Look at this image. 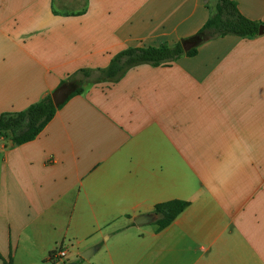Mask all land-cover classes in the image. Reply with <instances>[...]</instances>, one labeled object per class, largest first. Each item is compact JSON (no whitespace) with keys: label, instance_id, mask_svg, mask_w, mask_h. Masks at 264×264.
<instances>
[{"label":"crops","instance_id":"crops-1","mask_svg":"<svg viewBox=\"0 0 264 264\" xmlns=\"http://www.w3.org/2000/svg\"><path fill=\"white\" fill-rule=\"evenodd\" d=\"M55 1L0 0V117L127 47L192 37L217 2ZM234 1L264 23V0ZM175 199L164 229L134 223ZM69 240L98 248L85 264H264V34L88 84L35 139L0 136V260L49 264Z\"/></svg>","mask_w":264,"mask_h":264},{"label":"trees","instance_id":"trees-1","mask_svg":"<svg viewBox=\"0 0 264 264\" xmlns=\"http://www.w3.org/2000/svg\"><path fill=\"white\" fill-rule=\"evenodd\" d=\"M210 10V16L203 27L190 37H201L197 46L185 51L182 45L184 40H182L175 45L163 42L159 45L127 47L116 53L108 66L80 68L62 81L61 85L70 83L73 88L66 102L73 96L84 93L88 84L105 81L117 82L130 69L140 64L169 65L183 56L196 55L198 47L202 43L219 37L227 35L254 37L260 35L259 27L263 22L245 16L234 0H217L215 7H210ZM65 103L56 106L52 99V93H50L20 112L3 114L0 117V136L11 135L17 144L35 139ZM9 116H20L22 120H7ZM188 205V201L179 199L156 204L152 213L156 214L157 219L153 223L158 230L164 229ZM78 262V264H85L86 260L80 258Z\"/></svg>","mask_w":264,"mask_h":264},{"label":"water","instance_id":"water-1","mask_svg":"<svg viewBox=\"0 0 264 264\" xmlns=\"http://www.w3.org/2000/svg\"><path fill=\"white\" fill-rule=\"evenodd\" d=\"M259 33L264 34V23H262L259 27ZM201 41V37L195 38H188L185 39L182 43L183 48L185 51L190 50L191 48L197 46ZM73 88L70 83H66L64 85L59 86L52 92V99L56 106H60L61 104L65 103L68 97L71 95ZM157 219L156 214L144 213L139 214L134 218V223L138 226H144L153 223ZM97 247L93 246L90 248L85 249L80 253V256L85 259L89 260L97 251ZM68 264H78L77 261H72Z\"/></svg>","mask_w":264,"mask_h":264},{"label":"built area","instance_id":"built-area-1","mask_svg":"<svg viewBox=\"0 0 264 264\" xmlns=\"http://www.w3.org/2000/svg\"><path fill=\"white\" fill-rule=\"evenodd\" d=\"M82 258L74 241L69 240L58 244L49 254V264H68Z\"/></svg>","mask_w":264,"mask_h":264},{"label":"rangeland","instance_id":"rangeland-1","mask_svg":"<svg viewBox=\"0 0 264 264\" xmlns=\"http://www.w3.org/2000/svg\"><path fill=\"white\" fill-rule=\"evenodd\" d=\"M86 0H56L55 6L58 9V11L65 12V13H72L77 10L76 8L82 7V5H85ZM22 120L20 116H9L7 117V120ZM0 264H4L3 261L0 260Z\"/></svg>","mask_w":264,"mask_h":264}]
</instances>
